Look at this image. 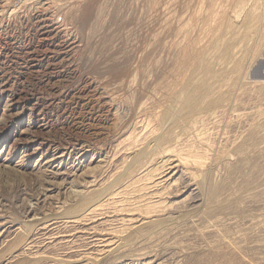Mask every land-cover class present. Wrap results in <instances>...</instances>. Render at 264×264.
Returning <instances> with one entry per match:
<instances>
[{"label":"rangeland","instance_id":"rangeland-1","mask_svg":"<svg viewBox=\"0 0 264 264\" xmlns=\"http://www.w3.org/2000/svg\"><path fill=\"white\" fill-rule=\"evenodd\" d=\"M182 75L214 101L182 137L200 187L102 254L116 205L67 216L149 137L138 100L164 107ZM146 262L264 264V0H0V264Z\"/></svg>","mask_w":264,"mask_h":264},{"label":"bare ground","instance_id":"bare-ground-1","mask_svg":"<svg viewBox=\"0 0 264 264\" xmlns=\"http://www.w3.org/2000/svg\"><path fill=\"white\" fill-rule=\"evenodd\" d=\"M214 17L211 14L212 19L210 20L214 21ZM208 31L210 28L207 29ZM210 89L207 80L188 75L183 76L166 90L168 102L164 107H149L150 98L144 101L143 99L138 100L137 118L141 119L145 129L151 130L149 137L144 139L142 147L138 148L139 138L133 137L130 133L128 136L131 140L129 149L138 151L130 160L132 162H128L131 164L124 170L122 169L121 173H117L111 184H107L102 189L99 188L100 190H91L85 197H82L74 208V210H80L86 206L87 208L82 213L73 212L67 216L73 221L80 222V220L94 217L98 211L104 210L111 203L116 205V211L120 212L118 215L127 224L122 227L123 231L120 232L122 234L120 237L107 238L108 234H101L102 238L98 242L104 246L100 250L102 254L105 247L108 248V252L112 247L111 253H115L130 246L132 243H124V240L131 237L134 232H139L145 225L156 224L159 229L163 230L173 225L169 221L177 219L179 216H175L174 211L189 200V195L173 201L169 198L179 193L184 195L193 185L199 189L200 185L196 182L199 175L197 174L196 178V173L185 166L189 165V156L185 157L182 152L190 153L191 148L182 137L188 132L189 124L193 123L195 117L205 111L207 114V110L214 107V101L203 104L204 98L210 94ZM221 101L222 98H219L216 104L219 105ZM137 125L140 124L137 123ZM140 161H144L143 165L136 170L134 165ZM198 161L200 162V160ZM154 162H157L156 166H152ZM193 165L195 166V164ZM179 173L180 175L177 177ZM120 184L121 186L116 189L115 187ZM153 218L156 219L152 220ZM122 228L119 229L122 230ZM115 245L116 247L113 248ZM149 262L146 263L149 264Z\"/></svg>","mask_w":264,"mask_h":264}]
</instances>
